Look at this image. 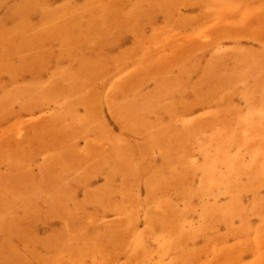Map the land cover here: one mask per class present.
<instances>
[{
	"label": "rangeland",
	"instance_id": "obj_1",
	"mask_svg": "<svg viewBox=\"0 0 264 264\" xmlns=\"http://www.w3.org/2000/svg\"><path fill=\"white\" fill-rule=\"evenodd\" d=\"M0 264H264V0H0Z\"/></svg>",
	"mask_w": 264,
	"mask_h": 264
}]
</instances>
